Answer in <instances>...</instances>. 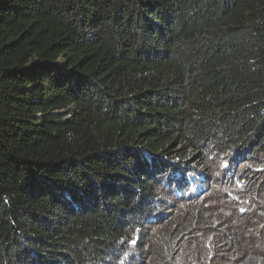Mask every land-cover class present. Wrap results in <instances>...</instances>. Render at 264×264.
<instances>
[{"label": "trees", "instance_id": "1", "mask_svg": "<svg viewBox=\"0 0 264 264\" xmlns=\"http://www.w3.org/2000/svg\"><path fill=\"white\" fill-rule=\"evenodd\" d=\"M251 178L264 0H0V264H264Z\"/></svg>", "mask_w": 264, "mask_h": 264}, {"label": "rangeland", "instance_id": "2", "mask_svg": "<svg viewBox=\"0 0 264 264\" xmlns=\"http://www.w3.org/2000/svg\"><path fill=\"white\" fill-rule=\"evenodd\" d=\"M224 163L222 161L218 162L219 167H222ZM230 182H234L231 180L226 181V183L222 182H212L211 184H208L207 187L205 188V193L208 192L209 194L214 193L216 196H218V198L212 197V198H206L205 202H203L204 199V195L200 196L198 201H194L192 202L193 204L195 203H199L198 205H202L207 207L210 211L207 212L208 217L210 219H214V216L212 217L211 215H215L217 209L218 211H221L222 213H224L225 215H228V213L231 210H234L232 212V215L235 213L236 217L238 219H243L242 223L245 224L246 220L249 217V213L246 211L248 210L249 206L253 207L255 203H260V202H256L260 199H264V194H260L258 195V188L259 185H257L258 179L254 180V178L251 179H242L240 181L236 180L235 185L233 183ZM243 183V185H241ZM250 183V187L248 186ZM258 187V188H257ZM248 189V192H252L255 196H257V198H253L254 195H249V197L251 198V200L253 201V203L248 205H244L247 202L238 195V192H242L245 193L244 191ZM261 196V197H260ZM245 197H247V194L245 195ZM200 201V202H199ZM174 205L177 206V208L179 209L181 206V203L178 199H170V204H169V208H173ZM231 209V210H230ZM229 216V215H228ZM230 217V216H229ZM240 221H239V227L241 228L242 232L247 235H253L254 232L247 228L245 225H243ZM264 230V227H263ZM205 240H202L203 242L207 243L208 245H210L211 241H213L215 238L213 236L209 237L206 236L204 238ZM190 242V241H187ZM169 261H173V259H170ZM199 257L197 259V261L195 262V264L197 262H199ZM211 261V260H210ZM179 264H186L184 257H179L178 260ZM223 264H228L226 261H223Z\"/></svg>", "mask_w": 264, "mask_h": 264}]
</instances>
